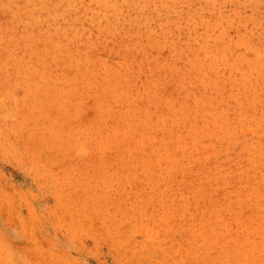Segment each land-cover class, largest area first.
<instances>
[{
    "label": "rangeland",
    "instance_id": "374dc122",
    "mask_svg": "<svg viewBox=\"0 0 264 264\" xmlns=\"http://www.w3.org/2000/svg\"><path fill=\"white\" fill-rule=\"evenodd\" d=\"M0 264H264V0H0Z\"/></svg>",
    "mask_w": 264,
    "mask_h": 264
}]
</instances>
